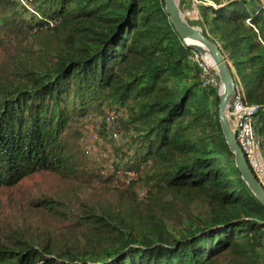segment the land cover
Listing matches in <instances>:
<instances>
[{"label":"trees","instance_id":"16d2710c","mask_svg":"<svg viewBox=\"0 0 264 264\" xmlns=\"http://www.w3.org/2000/svg\"><path fill=\"white\" fill-rule=\"evenodd\" d=\"M197 9L264 158V0ZM193 53L165 0H0V264H264V207ZM105 123L125 139L98 161L87 137ZM36 175L70 194L30 193Z\"/></svg>","mask_w":264,"mask_h":264},{"label":"water","instance_id":"95a60500","mask_svg":"<svg viewBox=\"0 0 264 264\" xmlns=\"http://www.w3.org/2000/svg\"><path fill=\"white\" fill-rule=\"evenodd\" d=\"M165 10L185 45L199 52L203 58L209 56L211 59L212 68L220 79L218 112L226 143L234 155L235 165L241 178L264 207V186L247 163L228 117V107L236 90L234 71L230 62L222 53L219 45L204 34L202 27L189 24L182 13L179 0H165Z\"/></svg>","mask_w":264,"mask_h":264},{"label":"built area","instance_id":"2783aa9c","mask_svg":"<svg viewBox=\"0 0 264 264\" xmlns=\"http://www.w3.org/2000/svg\"><path fill=\"white\" fill-rule=\"evenodd\" d=\"M196 2L199 3L197 0ZM196 2H194V7H197ZM192 57L201 69L204 86L212 85L219 91L220 79L217 73L211 70L199 52L194 50ZM235 83L236 90L228 107V117L235 131L236 141L241 147L247 163L264 186V158L254 131V114L257 111V106L248 101L245 89L237 78Z\"/></svg>","mask_w":264,"mask_h":264},{"label":"rangeland","instance_id":"374dc122","mask_svg":"<svg viewBox=\"0 0 264 264\" xmlns=\"http://www.w3.org/2000/svg\"><path fill=\"white\" fill-rule=\"evenodd\" d=\"M181 1L182 0H179L180 6H181ZM197 1L200 2L203 1L207 4L210 5L212 4L213 6H216L217 1H222V0H197ZM192 2L193 5L191 6L186 5L183 8L180 7L185 19L188 22L190 21L195 22L200 18V14L198 12L197 7H194V2H196V0H192ZM210 68L212 71L215 72V70L211 66ZM100 121H101L100 118L95 119V122L97 123L96 125L97 128L100 127ZM105 125H106L105 129H101L100 131L92 130L89 132V135L87 137V142H88L87 147L91 154V157L98 161H105V159H108L107 155L109 157V154L107 153V149H109L113 143L121 144L122 141L125 139V136L122 133H118L117 131L118 128L114 124L105 123ZM110 135L113 136L114 140L110 139ZM23 186H27V190L35 195H39V194L50 195L55 198L66 197L70 194L71 191V188L67 184L62 183L57 178L51 176L36 175L32 179L24 181ZM138 192L143 193V191L140 190V188L138 189ZM76 193L77 194L76 196L73 197V200H75L76 203L80 202L82 204L92 199L91 193H93V191L86 189L83 190L78 189ZM176 205L180 207L179 204L176 203Z\"/></svg>","mask_w":264,"mask_h":264},{"label":"bare ground","instance_id":"6f19581e","mask_svg":"<svg viewBox=\"0 0 264 264\" xmlns=\"http://www.w3.org/2000/svg\"><path fill=\"white\" fill-rule=\"evenodd\" d=\"M205 59H206V61H207V63L209 64V66H213V64H212V61H211V59L209 58V56H205ZM108 122V121H107Z\"/></svg>","mask_w":264,"mask_h":264}]
</instances>
